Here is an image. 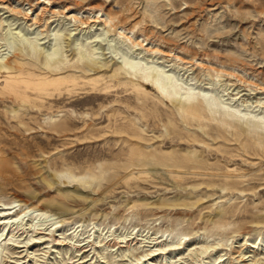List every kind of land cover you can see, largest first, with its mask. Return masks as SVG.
I'll return each mask as SVG.
<instances>
[{"label": "rangeland", "instance_id": "obj_1", "mask_svg": "<svg viewBox=\"0 0 264 264\" xmlns=\"http://www.w3.org/2000/svg\"><path fill=\"white\" fill-rule=\"evenodd\" d=\"M45 2L0 0V60L46 58L59 75L87 64L103 80L0 98V203L50 216L18 212L10 230L63 242L3 246L0 228V264H264V0ZM104 13L111 27L73 20ZM153 70L180 93L165 99L111 78ZM187 91L221 111L200 104L202 122L183 120Z\"/></svg>", "mask_w": 264, "mask_h": 264}, {"label": "bare ground", "instance_id": "obj_2", "mask_svg": "<svg viewBox=\"0 0 264 264\" xmlns=\"http://www.w3.org/2000/svg\"><path fill=\"white\" fill-rule=\"evenodd\" d=\"M45 3L46 4L50 3V0H46ZM3 7L8 11L16 12L14 11L15 9L13 10V8H9L10 6L9 7L3 6ZM70 7L71 6H67V10L70 9ZM97 10L98 12H100L102 11V8H97ZM104 15H105L104 18H102V15L100 16L94 15L93 18L88 19V21L83 20L78 17H74L73 20L77 22L79 26L88 28V31L91 30L96 23L102 24L104 25V27H111L114 24L116 18L110 15V13H104ZM123 33H124V30L120 28V30L118 31V35H122ZM127 39L131 40L129 37ZM130 44H131V47L139 46V48H136V49H144L146 51H149L147 50V48L146 49L143 48V46L147 45L148 43L143 44L142 42H139V41H130ZM151 52L154 54H162V55L166 54L163 51H161L159 48H155ZM175 58L179 59L177 56ZM130 65L131 67L134 68L131 71L132 73L136 74L139 72L138 68H136L138 66L137 64L131 63ZM73 66L75 69L79 68L78 74H75L76 73L75 72L73 74L59 75L61 72L56 70L55 68H52L51 64L46 58L42 61L41 66H38L35 63L27 64L26 62L22 60V57L20 56V54H17V53L14 54L13 57L0 60V82H3V86L2 88H0V94H1L0 98H3V95H8V98L11 100H16L17 98H20V101L24 102L26 98H29L27 95L28 91L32 90L38 93L40 92L42 93L43 91L47 90L49 84L55 83V84L60 85L61 83L66 82V80H68L72 82L73 85H78L79 81H83V83L90 84L95 87V85L100 80L101 81L103 80L102 77H99V76L92 77L93 75L88 74L89 72L88 70H95V69L88 67L89 65L87 64L73 65ZM150 74H152L151 78H150L151 76ZM139 75L140 76L138 77V81L136 82H134L135 79H130L129 82H122L121 78L118 76V73H113L111 78L114 79L117 83L123 85L125 89H127V87H131V89L134 88V89H137V91L139 90L143 93L147 91L145 87H147V85H150V87L155 91L156 94H158L159 96L165 99L166 98L168 99L171 96L180 93V89L177 83L173 81L172 78H170L168 75H165L162 72H159L157 70H153L150 72L143 71ZM216 76L218 77L227 76L229 77L228 81L231 82V76L233 77V74H230L228 72L219 71L216 73ZM30 80L36 81L34 83L35 86H32V85H31L32 87L30 86ZM20 82H23L24 84L22 85L20 84ZM21 85L24 87L23 92H22L23 94L19 92V89L22 87ZM230 85H232V83ZM254 86L255 88L257 87V85H254ZM110 87L111 86L109 85L105 86V88H110ZM257 88H259L261 91L264 92V87H257ZM184 95H185V99H184L185 102L179 103V107H178V110L183 116V117L181 116L183 120L184 118L185 119H188V118L195 119L196 118L197 120L201 121V119L204 117V114H205L204 109L201 110L202 109L200 107L201 105L205 106L207 110H209L210 112L221 111L219 107L217 106V104L214 103L212 101V98H210L209 96L204 95L201 97H196V96L192 97V93H190L189 91L185 92ZM12 111L16 112L15 109H12ZM222 112L224 115L229 114L227 111H222ZM18 115L19 114H16V116ZM173 165L177 166L178 163L175 162ZM0 205H1L0 206V228H3L4 230L8 228L6 233L4 234V237L2 238L3 246L12 245V246L18 247V249L19 247L29 248L30 244L28 241L34 238V236H32L31 234L30 235L31 238L29 236L28 239H25L28 233L31 230H34V227H32V229H28V231L24 229L20 233L16 229H15L16 232H14L13 230H10V226L13 225L14 222L17 221V219H22V217L18 218L19 216L18 212H21L20 214L23 213L24 215H28V213H30L31 211L33 212L36 210L37 213L35 214V219H38L36 221L37 223L38 221H42V220L44 221L50 220V216L42 211V209L44 208L43 205H40V206L37 205L34 208H29L28 206L21 208V207H18L19 204L8 206L6 205V203H0ZM40 224H43V223H40ZM40 229L47 230V228H40ZM23 234H26V235L25 237L22 238ZM38 234H41V236L36 237V238H39L38 240H32L33 245H35V243H38L37 241L39 240L42 242L49 241V236L52 237L50 240L51 241L53 240L55 244L61 245V243H63L62 241L61 242L59 241L60 239L53 238V235L55 234H50V232L48 231H41V232L39 231ZM2 235L3 233L0 234V236ZM19 252L22 253L21 250H19ZM238 257L241 260H245L247 258V256H245V254H242V253H239Z\"/></svg>", "mask_w": 264, "mask_h": 264}]
</instances>
